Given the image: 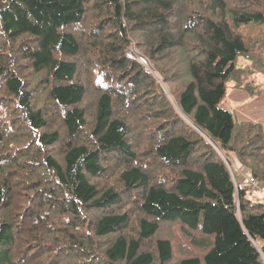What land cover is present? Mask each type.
I'll return each mask as SVG.
<instances>
[{
    "label": "trees",
    "instance_id": "1",
    "mask_svg": "<svg viewBox=\"0 0 264 264\" xmlns=\"http://www.w3.org/2000/svg\"><path fill=\"white\" fill-rule=\"evenodd\" d=\"M258 26L264 0H0V264H264L237 167L264 184V125L223 105L264 93Z\"/></svg>",
    "mask_w": 264,
    "mask_h": 264
},
{
    "label": "rangeland",
    "instance_id": "2",
    "mask_svg": "<svg viewBox=\"0 0 264 264\" xmlns=\"http://www.w3.org/2000/svg\"><path fill=\"white\" fill-rule=\"evenodd\" d=\"M259 27V30H257L255 36H262L264 35V26ZM254 106L251 108L252 111L256 113L255 116H253V113H246V108L248 104L254 103ZM223 105L225 108L229 109L234 113L236 118H240L242 120H261L264 122V112H260L258 114V110L264 108V93L261 94H250L242 90H232L229 92L227 98L223 102ZM244 111V112H243ZM246 118H252V119H246ZM239 119V120H240ZM237 167L239 169L238 179H240L243 182V187L246 189H250L251 193L254 191V189H260V193L264 196V184L263 183H257L256 186L251 183L250 172L247 171V168L241 167L240 164L237 163ZM239 180V181H240ZM260 193L257 194V196H251L250 198L253 201H259L260 200ZM262 199V198H261Z\"/></svg>",
    "mask_w": 264,
    "mask_h": 264
},
{
    "label": "crops",
    "instance_id": "3",
    "mask_svg": "<svg viewBox=\"0 0 264 264\" xmlns=\"http://www.w3.org/2000/svg\"><path fill=\"white\" fill-rule=\"evenodd\" d=\"M254 104H255V102L252 103V104H248V106H247V108H246V113H253V116L256 115V113H255L254 111L251 110V108L254 106ZM262 111L264 112V108L258 110L257 112H258V114H259V113L262 112ZM243 112H244V111H243ZM239 119H240V118H239ZM246 119H252V118H246ZM240 120H242V119H240ZM253 120H254V121L262 122V123L264 124V122L261 121V120H255V119H253Z\"/></svg>",
    "mask_w": 264,
    "mask_h": 264
},
{
    "label": "built area",
    "instance_id": "4",
    "mask_svg": "<svg viewBox=\"0 0 264 264\" xmlns=\"http://www.w3.org/2000/svg\"><path fill=\"white\" fill-rule=\"evenodd\" d=\"M130 55H131V54H130ZM131 56H132V55H131ZM251 183H253V185L256 186V181H255V180L251 179ZM256 190H258V189H255L254 192H257Z\"/></svg>",
    "mask_w": 264,
    "mask_h": 264
},
{
    "label": "bare ground",
    "instance_id": "5",
    "mask_svg": "<svg viewBox=\"0 0 264 264\" xmlns=\"http://www.w3.org/2000/svg\"><path fill=\"white\" fill-rule=\"evenodd\" d=\"M157 52V51H156ZM151 56V55H150ZM154 70V69H153ZM166 75V74H165ZM170 75V74H169ZM172 76V75H171Z\"/></svg>",
    "mask_w": 264,
    "mask_h": 264
}]
</instances>
